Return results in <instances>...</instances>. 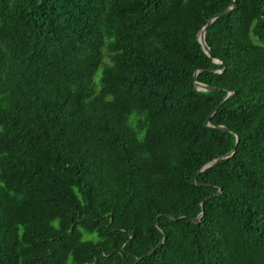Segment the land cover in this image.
<instances>
[{
	"label": "trees",
	"instance_id": "16d2710c",
	"mask_svg": "<svg viewBox=\"0 0 264 264\" xmlns=\"http://www.w3.org/2000/svg\"><path fill=\"white\" fill-rule=\"evenodd\" d=\"M263 5L0 0V264H264Z\"/></svg>",
	"mask_w": 264,
	"mask_h": 264
},
{
	"label": "water",
	"instance_id": "95a60500",
	"mask_svg": "<svg viewBox=\"0 0 264 264\" xmlns=\"http://www.w3.org/2000/svg\"><path fill=\"white\" fill-rule=\"evenodd\" d=\"M233 7V5L231 4L228 8L214 14L212 17H210L207 22L199 29V32H198V41L201 43L202 45V48L204 50V52L208 55V56H211V50L209 48V46L207 45L206 43V40H205V27L211 23L215 18H217L219 15L223 14V13H226L228 12L231 8ZM264 10V5L262 6V11ZM213 62L215 63H220V61L218 59H215L213 58L212 59ZM199 69L195 70L194 72V77H196L197 73H198ZM194 83V86L196 87V89H199V90H211V89H214L215 87L214 86H209V85H206L202 82H199L197 80H194L193 81ZM233 93V91H228L227 94L225 95V97L221 100L220 103H222L223 101L227 100L230 95ZM217 106H215L209 113L208 117H207V120H206V123L205 125L206 126H210V127H214V125L212 123H210V116L212 115V113L215 111ZM219 128H222V129H227V127L223 126V125H219L218 126ZM239 140V136H236V142ZM235 148H232L230 149L228 152H226L225 154H221L219 155L218 157L216 158H213L212 160L206 162L204 165H202L196 172V175L201 173L202 171H204L205 169H208V168H211L213 166H215L219 161H221L222 159L230 156L233 151H234ZM197 184H199L198 182H196ZM220 191V189H218V191H216L214 194H217L218 192ZM202 215V212H200L196 217L192 218L191 220L194 221V222H198L200 220V217ZM157 225V223H156ZM163 241V239L156 245L159 246V244ZM152 252V250H149L148 252L144 253L142 256L144 255H148ZM141 256V257H142ZM140 257L136 258L139 259ZM88 264H93V263H88Z\"/></svg>",
	"mask_w": 264,
	"mask_h": 264
},
{
	"label": "rangeland",
	"instance_id": "374dc122",
	"mask_svg": "<svg viewBox=\"0 0 264 264\" xmlns=\"http://www.w3.org/2000/svg\"><path fill=\"white\" fill-rule=\"evenodd\" d=\"M97 75H99V71L97 72Z\"/></svg>",
	"mask_w": 264,
	"mask_h": 264
}]
</instances>
